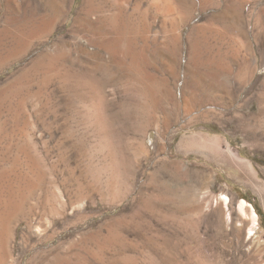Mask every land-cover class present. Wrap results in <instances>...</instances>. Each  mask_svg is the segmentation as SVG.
Here are the masks:
<instances>
[{"label": "rangeland", "instance_id": "rangeland-1", "mask_svg": "<svg viewBox=\"0 0 264 264\" xmlns=\"http://www.w3.org/2000/svg\"><path fill=\"white\" fill-rule=\"evenodd\" d=\"M162 1L0 0V264H264V0Z\"/></svg>", "mask_w": 264, "mask_h": 264}, {"label": "bare ground", "instance_id": "bare-ground-1", "mask_svg": "<svg viewBox=\"0 0 264 264\" xmlns=\"http://www.w3.org/2000/svg\"><path fill=\"white\" fill-rule=\"evenodd\" d=\"M115 1V0H114ZM132 0H117V2L119 3V4H123V5H125V3L127 4V2H131ZM174 2L172 3V7L173 8H171L170 6H169V8L167 9V14L166 15H168V16H172V15H174V14H176L175 13V6L174 5H176V3L178 2V0H173ZM117 2H115V3H117ZM163 1L162 0H149L148 2H146L145 4L143 3V1H141V0H135V2H134V4H133V7H132V12H130L129 14H127V15H129L130 17V19H132V18H135V19H137L136 18V15H139V19H147V21H149V23H150V21H152V23L153 22H155L160 16H162L163 15V9H162V7H161V5H160V3H162ZM166 2H168V1H166ZM165 2V3H166ZM111 3V2H110ZM164 3V2H163ZM171 3V2H170ZM169 4V3H168ZM18 5V4H17ZM181 7H182V5H180ZM112 12V11H111ZM165 12V13H166ZM94 13H96V12H94ZM122 13H123V11H122ZM165 15V16H166ZM164 16V15H163ZM167 16V17H168ZM114 16H112V18H113ZM173 17V16H172ZM109 19V18H108ZM98 20V19H97ZM89 21V20H88ZM127 21V20H126ZM129 23V22H128ZM13 25V24H12ZM113 25V24H112ZM115 26V25H114ZM165 26H166V23H165V21H163V24L161 25V28L163 27V28H165ZM23 28V27H22ZM101 29V28H100ZM120 29V28H119ZM133 29H134V24H133ZM9 30V29H8ZM100 31V30H99ZM103 31V30H102ZM95 32V31H94ZM104 32V31H103ZM104 34H106V33H104ZM99 36V35H98ZM105 36V35H104ZM95 39V38H94ZM94 44V43H93ZM108 45H110V44H108ZM195 79V78H194ZM196 81V80H195ZM202 100V99H201ZM251 167V166H250ZM251 170H252V168H251ZM225 204H226V206H227V204H228V202H229V199L227 198V197H225ZM239 208H240V210L241 211H244L245 209H248V210H250L251 211V216H252V220H253V224H254V226L257 224V218H258V216H257V213L255 212V210H254V208L250 205V204H248L246 201H244V200H242L241 202H240V204H239Z\"/></svg>", "mask_w": 264, "mask_h": 264}]
</instances>
